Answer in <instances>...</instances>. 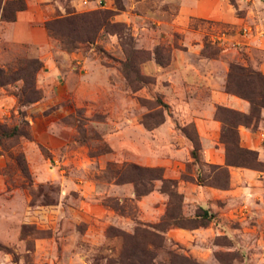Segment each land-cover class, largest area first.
<instances>
[{"label":"rangeland","instance_id":"rangeland-1","mask_svg":"<svg viewBox=\"0 0 264 264\" xmlns=\"http://www.w3.org/2000/svg\"><path fill=\"white\" fill-rule=\"evenodd\" d=\"M24 1L14 21L0 17V68L28 58L42 66L35 101L19 100L22 79L0 85V129L18 128L0 136V264H120L126 234L158 224L170 201L159 179L138 198L133 181L117 182L125 164L162 167L182 195L181 213L202 207L210 216L194 229L159 231L158 264H170L171 253L198 264H264V143L253 149L260 167L218 170L225 146L216 109L231 107L212 91L220 81L225 91L232 64L264 73V0H226L231 21L177 18L179 0ZM104 9L120 26L91 42L67 24L44 25ZM158 111L164 121L147 127L143 116L152 113V122ZM209 121L220 126L218 144L204 148L196 122ZM262 122L260 112L254 125L239 126Z\"/></svg>","mask_w":264,"mask_h":264},{"label":"trees","instance_id":"trees-1","mask_svg":"<svg viewBox=\"0 0 264 264\" xmlns=\"http://www.w3.org/2000/svg\"><path fill=\"white\" fill-rule=\"evenodd\" d=\"M10 6L13 7L12 13L4 15V11ZM25 7L26 3L24 0H6L0 7V10H2L0 17L6 21H14L16 12L24 10ZM111 14V11L107 9L81 13L72 12L66 16L46 21L44 25L49 30H57L54 24H67L68 31L71 30L80 34V36H77V40L91 42L97 32L103 27L109 25L120 26L118 22L109 21ZM41 66L42 63L39 59L28 58L20 60L19 67L13 71H5L0 68V85L22 79L23 86L19 100L23 104L35 101L39 98V92L34 83L35 72ZM225 91L235 94L250 103V110L247 113L223 106H218L216 109V116L222 123L220 142L225 146V165H217L215 167L228 176L227 166L260 167L262 165L256 150L240 145L238 126L254 125L259 120L261 109L264 108V73L249 66L232 64L227 74ZM157 101L162 107L168 106L160 99H157ZM152 116L154 117L152 113L143 116V122L147 127H155L164 121L162 111H158L155 120L151 122L148 119L152 118ZM17 129V126L1 128L0 136H13L17 133ZM184 129L185 127L182 128V130ZM193 142L194 147L191 155L196 160L199 143L197 140H193ZM162 172V167H141L137 164H125L117 172V182L133 181L135 183L137 198L152 190L150 183L155 179L161 180L162 191L170 196L165 214L158 224L149 225V227L137 226L133 234H126L128 240L121 253L120 264H158L155 261L153 249L162 245L163 236L159 231H165L171 226L194 229L204 225L205 221L210 218L208 210L202 207L198 208L199 211L193 217H185L181 213L182 195L173 189L176 181L164 178ZM169 186L172 188H169ZM170 264L198 263L191 260L188 256L171 253Z\"/></svg>","mask_w":264,"mask_h":264},{"label":"crops","instance_id":"crops-1","mask_svg":"<svg viewBox=\"0 0 264 264\" xmlns=\"http://www.w3.org/2000/svg\"><path fill=\"white\" fill-rule=\"evenodd\" d=\"M179 9L177 13V18H181L182 20H189L192 17L201 18V19H214V20H225L231 21L232 14L228 10L229 4L226 0H179ZM21 12H18L17 18L20 19ZM18 23V20H17ZM16 22L11 24L9 27V31L7 34L8 38H13L15 36L13 34V30L15 29ZM14 25V26H13ZM264 51V38L262 42L257 44ZM264 65V64H263ZM213 96L217 98V102L221 105H225L231 107L235 110H238L243 113L249 112L250 103L240 98L236 95L226 93L223 91L222 82H218L215 87L212 88ZM261 116L263 117V122L259 125L256 130H251L244 126H239V135H240V144L243 147H247L250 149H255L258 147H262L264 143V108L261 111ZM197 131L201 138L202 146L208 148L209 146H214V144H218V141H213V138L216 140L219 137V125L216 122L209 121V125L202 126L198 122H196ZM214 143V144H212ZM259 157L261 154H258ZM219 162L223 158L222 153L218 154ZM221 158V159H220ZM259 159H262L261 157ZM212 161V160H211Z\"/></svg>","mask_w":264,"mask_h":264}]
</instances>
